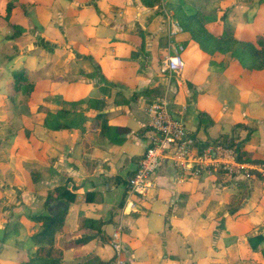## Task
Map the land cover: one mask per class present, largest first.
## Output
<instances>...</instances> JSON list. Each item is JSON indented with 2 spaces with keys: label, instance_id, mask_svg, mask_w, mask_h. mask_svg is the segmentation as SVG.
<instances>
[{
  "label": "crops",
  "instance_id": "obj_1",
  "mask_svg": "<svg viewBox=\"0 0 264 264\" xmlns=\"http://www.w3.org/2000/svg\"><path fill=\"white\" fill-rule=\"evenodd\" d=\"M261 1L183 3L201 4L212 12L224 6L228 17L212 23L221 34L229 25L236 31L254 26L264 30ZM95 4L100 16L93 5L70 3L73 68L57 71L54 85V126L62 127L37 128L36 182L28 186L37 192L21 193L20 206L6 210L9 219L22 221L11 218L16 226H9L0 240V264H43L35 253L42 243L32 240L41 223L30 216L62 210L66 204L55 188L64 185L73 188L75 197L52 237L56 259L47 264H117L111 235L118 227L120 264H264V176L256 172L248 178L217 172L194 175L165 160L152 175L150 189L133 198L134 210L122 211L127 180L151 134L149 109L166 84L158 74L174 47H183L184 66L172 73H181L182 84L177 81L178 87L165 96L171 115L182 120L197 144L231 141L251 164H264V73L241 69L230 54L212 71L200 60L188 32L177 21L158 15L161 3ZM234 18L235 25L228 24ZM172 24L181 31L170 36ZM162 36L167 48L159 66ZM201 76H207L204 85L198 82Z\"/></svg>",
  "mask_w": 264,
  "mask_h": 264
},
{
  "label": "rangeland",
  "instance_id": "obj_2",
  "mask_svg": "<svg viewBox=\"0 0 264 264\" xmlns=\"http://www.w3.org/2000/svg\"><path fill=\"white\" fill-rule=\"evenodd\" d=\"M78 1L93 5L96 14L100 16L95 0ZM164 1L166 0L160 2L158 15L166 16L168 21H177L183 30L186 27L196 28L216 37L241 38L242 42L255 49L262 46L257 40L262 38L264 41V30L259 26L236 31L235 26L229 25V31L221 34L216 32L212 23L217 19L222 21L223 16L225 19L228 17L224 6L217 5V11L212 12L203 10L201 4L188 7L190 5L186 6L183 0ZM259 1L261 0L258 3ZM70 3L73 0H0V240L6 237L12 226H16L15 221H22V217L16 219L10 216L9 219L6 210L19 207L21 193H28L30 183L36 182L34 169L37 168L39 160L36 151L37 128L41 126L53 129V105L58 103L54 88L56 79L59 78L56 73L60 70L68 72L73 68L69 61L72 51L70 41L75 35L68 26L73 17ZM163 4H166L165 9ZM232 20L228 24L235 25L237 19ZM188 34L191 37L189 32ZM160 39L165 46L158 52L159 66L167 48L164 37ZM195 49L203 64H209L212 69L224 65L229 54L218 51L207 53L200 48L198 42ZM232 60L241 69H249L237 58L232 57ZM18 74L21 77H17ZM158 75L166 80V84L156 93V97L167 96V91L171 93L173 87H178L177 81L182 84L181 73ZM65 76L68 78V75ZM206 79L207 76H201L198 82L204 85ZM57 114L59 116V111ZM241 160L246 162L243 158ZM112 241L111 238V243ZM0 258H4L3 250H0Z\"/></svg>",
  "mask_w": 264,
  "mask_h": 264
},
{
  "label": "built area",
  "instance_id": "obj_3",
  "mask_svg": "<svg viewBox=\"0 0 264 264\" xmlns=\"http://www.w3.org/2000/svg\"><path fill=\"white\" fill-rule=\"evenodd\" d=\"M180 31L178 24H172L169 35L173 36ZM182 52L181 45L174 47L172 54L163 62L161 71L169 75L180 72L184 66ZM149 110L153 113L151 134L136 170L127 180V196L122 211L130 213L134 210L133 198L144 195L150 189L152 175L165 160H168L174 168L194 175L220 171L225 175L244 178L250 177L254 172L264 176V164H251L238 160L235 150L221 142L197 144L187 132L182 120L171 115L165 97L158 98ZM121 233L122 227H118L111 235L117 264L121 263L119 261L122 250Z\"/></svg>",
  "mask_w": 264,
  "mask_h": 264
},
{
  "label": "trees",
  "instance_id": "obj_4",
  "mask_svg": "<svg viewBox=\"0 0 264 264\" xmlns=\"http://www.w3.org/2000/svg\"><path fill=\"white\" fill-rule=\"evenodd\" d=\"M142 3L148 7H153L155 5H159L161 0H141ZM184 31L190 33L191 38L198 42L200 48L212 54L215 51L220 53L229 52L231 57L237 58L242 64H244L249 69H257L262 70L264 73V41L262 38H258V43H260L261 48L255 49L252 46L233 39L216 37L212 35H208L207 33L199 30V29H191L184 28ZM17 77H21L20 74ZM60 128L62 126H53V128ZM221 142L228 147H231L235 150L237 154V159L241 160V155L239 153V147L236 144H233L231 141H223V140H215ZM201 145V144H199ZM257 164H262L261 162H255ZM73 188H67L66 185L62 187L55 188L60 200H63L66 206L53 214H39L35 216H30L32 219H36L41 223V230L32 236V240L36 243H42V246L37 249L36 258L41 261L43 264L52 263V261L56 258L53 257V249H52V237L56 230L61 228L63 224V219L67 210V204L74 200L75 195L72 193ZM260 253L264 258V247L260 249ZM102 264V263H98Z\"/></svg>",
  "mask_w": 264,
  "mask_h": 264
}]
</instances>
